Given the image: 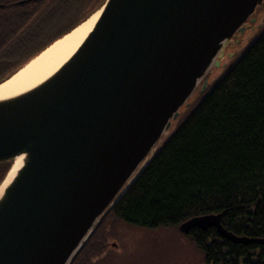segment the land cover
<instances>
[{"label":"water","instance_id":"obj_1","mask_svg":"<svg viewBox=\"0 0 264 264\" xmlns=\"http://www.w3.org/2000/svg\"><path fill=\"white\" fill-rule=\"evenodd\" d=\"M263 3L105 0L52 76L0 100V163L13 161L0 187L24 155L0 198V264H71ZM221 218L197 216L180 230L216 227L234 243L264 244Z\"/></svg>","mask_w":264,"mask_h":264},{"label":"trees","instance_id":"obj_2","mask_svg":"<svg viewBox=\"0 0 264 264\" xmlns=\"http://www.w3.org/2000/svg\"><path fill=\"white\" fill-rule=\"evenodd\" d=\"M21 1L0 0V83L105 2ZM12 164L0 163V184ZM220 213L233 234L264 239V30L178 121L71 264H149V256L131 255L137 243L113 246L118 235L111 228L118 220L144 229L176 228L193 242L202 264H263L262 243H234L216 227L179 231L191 218Z\"/></svg>","mask_w":264,"mask_h":264},{"label":"rangeland","instance_id":"obj_3","mask_svg":"<svg viewBox=\"0 0 264 264\" xmlns=\"http://www.w3.org/2000/svg\"><path fill=\"white\" fill-rule=\"evenodd\" d=\"M103 1H92L91 6L98 5ZM254 17L256 18L254 27L249 28L240 37L235 46L229 49L230 55L225 58L222 66L215 67L211 82L206 90L199 91L192 96L189 105L183 109L180 117L173 122L169 134L175 130L178 121H181L201 101L204 94L229 70L264 30V3L259 6ZM111 231L114 235H118V241H114L116 246L120 245V247H124L122 243H137L136 249L131 255L149 256L147 261L149 264H151L152 256L154 257V264H162L161 262L163 261L167 264H202L200 253L193 246V242L188 237L181 235L176 228L144 229L118 220L113 222ZM170 251L172 252L171 260L167 258Z\"/></svg>","mask_w":264,"mask_h":264},{"label":"bare ground","instance_id":"obj_4","mask_svg":"<svg viewBox=\"0 0 264 264\" xmlns=\"http://www.w3.org/2000/svg\"><path fill=\"white\" fill-rule=\"evenodd\" d=\"M100 11L94 13L71 32L57 40L41 54L25 63L14 76L0 84V100L22 94L52 76L79 48L80 44L93 29ZM24 155L17 157L5 183L0 187V198L5 187L12 181L22 167Z\"/></svg>","mask_w":264,"mask_h":264}]
</instances>
